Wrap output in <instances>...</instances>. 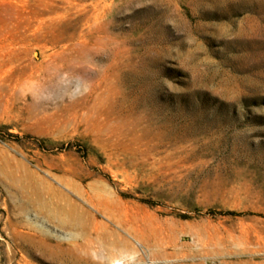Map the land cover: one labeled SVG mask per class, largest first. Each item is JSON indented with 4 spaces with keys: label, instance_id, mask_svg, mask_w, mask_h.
I'll list each match as a JSON object with an SVG mask.
<instances>
[{
    "label": "rangeland",
    "instance_id": "obj_1",
    "mask_svg": "<svg viewBox=\"0 0 264 264\" xmlns=\"http://www.w3.org/2000/svg\"><path fill=\"white\" fill-rule=\"evenodd\" d=\"M26 181L109 238L29 230ZM122 238L117 264H264V0H0V264H110Z\"/></svg>",
    "mask_w": 264,
    "mask_h": 264
},
{
    "label": "bare ground",
    "instance_id": "obj_2",
    "mask_svg": "<svg viewBox=\"0 0 264 264\" xmlns=\"http://www.w3.org/2000/svg\"><path fill=\"white\" fill-rule=\"evenodd\" d=\"M12 182L14 183V181ZM18 187V192L20 193L23 203L19 208L20 215L23 216V218L25 217L26 220L24 221L29 230L42 231L44 229V226L41 225L43 221H39L40 225H37L35 222L32 223L31 220L28 219L27 214L31 209L54 228L69 232L70 237L67 240L70 241V247L72 248H76V238L79 237L84 239L91 226L94 227L96 231L104 229V236L109 238L104 223L96 221L89 211L84 210L79 203L62 192L50 189L45 184H36L30 181H26V184ZM91 188H93V186H91ZM72 190L77 195H82V191L79 187L74 186ZM86 202L97 214L108 215L112 223L123 227L121 218L115 216L113 212L114 208L118 205L116 200L106 199L103 201L101 198H98L95 200L86 199ZM125 231L133 232L134 230L132 227H128ZM110 246L118 254L111 259L110 264H117L120 260L134 255L133 245L127 238L113 241Z\"/></svg>",
    "mask_w": 264,
    "mask_h": 264
}]
</instances>
